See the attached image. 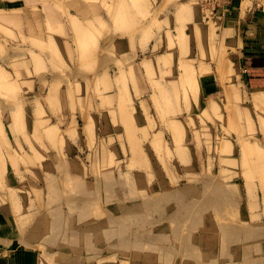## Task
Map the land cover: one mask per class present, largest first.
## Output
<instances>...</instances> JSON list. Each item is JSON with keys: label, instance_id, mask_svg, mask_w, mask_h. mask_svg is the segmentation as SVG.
I'll use <instances>...</instances> for the list:
<instances>
[{"label": "rangeland", "instance_id": "rangeland-1", "mask_svg": "<svg viewBox=\"0 0 264 264\" xmlns=\"http://www.w3.org/2000/svg\"><path fill=\"white\" fill-rule=\"evenodd\" d=\"M209 6L0 0V253L25 250L9 264H264V241L227 230L254 218L229 217V185L210 182L228 156L229 176L260 174L264 119L195 103L200 74L233 70Z\"/></svg>", "mask_w": 264, "mask_h": 264}, {"label": "crops", "instance_id": "crops-1", "mask_svg": "<svg viewBox=\"0 0 264 264\" xmlns=\"http://www.w3.org/2000/svg\"><path fill=\"white\" fill-rule=\"evenodd\" d=\"M254 4L257 3L243 9V0H235L230 10L223 15L219 38L226 46L228 56L231 57L233 70L226 73L224 80L217 65L200 74L197 84L201 94L195 103H202L205 107H209L210 100H215L222 114L224 109L237 106L248 109L251 114L261 113L264 119V103L257 106L254 101L256 95L264 100V8L254 6ZM227 92H232V94L228 95ZM226 159L229 162L225 160L220 169L225 170L228 177L214 176L210 180L213 189L221 185H229L227 193V215L229 217L239 216L244 219L243 221H251L252 217L254 218V222L242 223L240 227L229 226L227 230L245 231L250 233L247 236L248 239L254 237V240L259 238V241H264V161L259 163L250 161L251 168L257 166L262 168L259 171L260 174L251 170L247 175L237 173L229 176L237 172L239 168L230 163L232 162L231 156ZM235 179L237 181H234ZM211 199L213 207L216 201L220 206V201L224 200L219 192L217 195L212 194ZM10 230L5 224L0 223V247L3 250L9 246L11 238L8 232ZM19 248V251L15 253L17 255L25 252L22 247ZM5 251L6 253H0V264L12 263L17 256L13 257L11 251Z\"/></svg>", "mask_w": 264, "mask_h": 264}, {"label": "bare ground", "instance_id": "bare-ground-1", "mask_svg": "<svg viewBox=\"0 0 264 264\" xmlns=\"http://www.w3.org/2000/svg\"><path fill=\"white\" fill-rule=\"evenodd\" d=\"M233 1H235V0H233ZM233 1H232V3H231V5H230V7L229 8H225V10H224V13H225V11L226 12H228L229 10H230V8L232 7V5H233ZM205 7V6H204ZM241 7V6H240ZM206 8V7H205ZM207 10V9H206ZM215 12V11H214ZM219 22H221V20H219ZM222 72H226V71H228L229 69H231V65H230V63H228L227 61L226 62H223L222 64H221V66H220V68H219ZM197 73V72H196ZM191 74H193V72L191 73ZM190 74V76L192 77V75ZM195 74V73H194ZM189 76V78H191ZM194 76V75H193ZM192 79H193V77H192ZM194 80V79H193ZM116 81V80H115ZM188 81H189V79H188ZM196 82H197V80H195ZM195 82V84H197ZM116 83V82H115ZM194 84V85H195ZM10 85V87H11V84H9ZM174 86V85H173ZM195 87H196V85H195ZM14 88H15V86H14ZM11 89V88H10ZM12 89H13V87H12ZM14 90V89H13ZM9 92V91H8ZM176 92V91H175ZM228 92H229V90H228ZM227 92V94L228 95H231L232 93L230 92V93H228ZM118 94H119V92H118ZM121 95V94H120ZM120 95H119V97H120ZM190 97V96H189ZM253 97V96H252ZM121 99V101H123L122 100V97H120ZM254 101H255V104L258 106V105H262V103H264V100H263V98H261V97H259V96H255V98H254ZM118 102H119V100H118ZM210 103L212 104V100H210ZM126 105V104H125ZM124 106V104L121 106V107H123ZM118 107H119V105H118ZM120 107V108H121ZM124 107H127V106H124ZM212 110H213V104H212V106L210 107ZM119 109V108H118ZM122 109H124V108H122ZM121 109V110H122ZM126 109V108H125ZM124 109V110H125ZM128 109V108H127ZM124 110H122V111H124ZM118 111H120V110H118ZM124 112H126V111H124ZM127 112H129L128 110H127ZM130 113H131V111H130ZM208 113V110H205L204 111V114L206 115ZM126 114V113H125ZM123 115V113L121 114V116ZM128 115H129V113H128ZM119 116V115H118ZM120 116V119L123 117H121ZM126 116H127V114H126ZM131 117V116H130ZM125 119V118H124ZM124 119H122L121 121H123ZM127 119V118H126ZM125 119V120H126ZM132 118H129V121L131 120ZM120 121V120H119ZM87 122H90V121H87ZM131 122V121H130ZM130 122L128 123H126L127 125L128 124H130ZM133 122V121H132ZM86 123V122H85ZM177 123V122H176ZM89 124V123H88ZM87 124V125H88ZM122 124H125V123H122ZM133 124V126H135L136 124H134V123H132ZM131 125V124H130ZM92 126V124L90 123V127ZM132 126V125H131ZM88 127H89V125H88ZM179 127H180V125H178V124H174L173 122L171 123V132H173L172 134H173V137H174V140H176V145L178 146V145H180L181 146V135H179ZM125 128H127V126L125 127ZM128 128H130L131 129V127H129L128 126ZM127 128V129H128ZM90 129V128H89ZM126 130V129H125ZM87 131H89V130H87ZM133 131V134H135V136L133 137L132 136V138L134 139V138H136V133H134L135 132V129L134 130H132ZM48 134H50V130H49V132H48ZM51 134H52V132H51ZM130 135H132V133H130ZM130 138H131V136H130ZM132 139V140H133ZM152 143H153V145H155V146H161V145H163V138L161 137V134L160 133H158V134H155L152 138ZM131 140V141H132ZM138 140V139H137ZM134 141H135V139H134ZM134 141H132V142H134ZM131 142V143H132ZM135 143L137 144V145H139V143H138V141H135ZM135 143H134V145H135ZM179 146V147H180ZM134 147H137V146H134ZM136 151V150H135ZM137 151H139L138 149H137ZM140 152V151H139ZM138 152V153H139ZM143 158L145 157V156H142ZM141 160V159H140ZM145 160V159H144ZM261 168V167H260ZM256 169H258V168H256ZM262 169V168H261ZM260 169H258L257 171H259ZM264 171V170H263ZM253 172V171H252ZM251 172V173H252ZM254 174V173H253ZM4 219V218H3ZM3 221V220H2ZM5 221V220H4ZM7 224V223H6ZM8 227V226H7ZM9 228V227H8Z\"/></svg>", "mask_w": 264, "mask_h": 264}, {"label": "built area", "instance_id": "built-area-1", "mask_svg": "<svg viewBox=\"0 0 264 264\" xmlns=\"http://www.w3.org/2000/svg\"><path fill=\"white\" fill-rule=\"evenodd\" d=\"M211 8V12L214 11L221 6H225V8H229L233 0H208ZM234 2V1H233Z\"/></svg>", "mask_w": 264, "mask_h": 264}]
</instances>
